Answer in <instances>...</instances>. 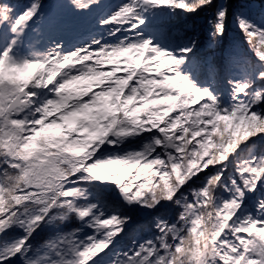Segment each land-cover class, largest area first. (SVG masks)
<instances>
[{
  "label": "snow or ice",
  "instance_id": "snow-or-ice-1",
  "mask_svg": "<svg viewBox=\"0 0 264 264\" xmlns=\"http://www.w3.org/2000/svg\"><path fill=\"white\" fill-rule=\"evenodd\" d=\"M0 264H264V0H0Z\"/></svg>",
  "mask_w": 264,
  "mask_h": 264
},
{
  "label": "trees",
  "instance_id": "trees-1",
  "mask_svg": "<svg viewBox=\"0 0 264 264\" xmlns=\"http://www.w3.org/2000/svg\"><path fill=\"white\" fill-rule=\"evenodd\" d=\"M188 23H191V19L188 20Z\"/></svg>",
  "mask_w": 264,
  "mask_h": 264
}]
</instances>
